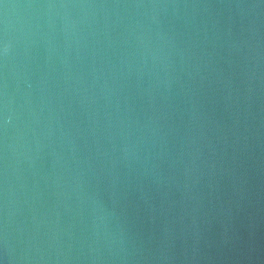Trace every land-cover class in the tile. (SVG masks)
I'll return each mask as SVG.
<instances>
[{"label": "water", "instance_id": "1", "mask_svg": "<svg viewBox=\"0 0 264 264\" xmlns=\"http://www.w3.org/2000/svg\"><path fill=\"white\" fill-rule=\"evenodd\" d=\"M0 264H264V0H0Z\"/></svg>", "mask_w": 264, "mask_h": 264}, {"label": "clouds", "instance_id": "2", "mask_svg": "<svg viewBox=\"0 0 264 264\" xmlns=\"http://www.w3.org/2000/svg\"><path fill=\"white\" fill-rule=\"evenodd\" d=\"M8 49H9V45H8L7 41H5V43L3 45V53H4L5 56H7ZM3 123L5 125L8 124V117H7V115H5L4 120H3ZM4 252L7 255V257L9 258V247H8V243H7V240L6 239H5V243H4Z\"/></svg>", "mask_w": 264, "mask_h": 264}]
</instances>
